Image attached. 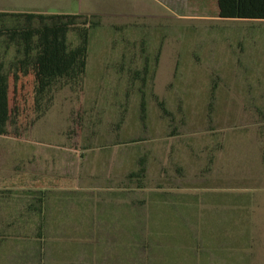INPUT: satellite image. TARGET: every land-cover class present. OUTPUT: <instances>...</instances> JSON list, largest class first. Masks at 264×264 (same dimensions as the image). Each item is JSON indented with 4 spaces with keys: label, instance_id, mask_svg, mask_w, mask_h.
Wrapping results in <instances>:
<instances>
[{
    "label": "rangeland",
    "instance_id": "rangeland-1",
    "mask_svg": "<svg viewBox=\"0 0 264 264\" xmlns=\"http://www.w3.org/2000/svg\"><path fill=\"white\" fill-rule=\"evenodd\" d=\"M34 2L39 1L0 0V12ZM214 22L195 24L188 32L180 25L169 31L161 25L99 19L100 26L90 32L83 91L57 92L49 111L31 128L18 134L9 129L18 138L0 137V192L10 191L8 196L23 203L21 193L32 183L46 180L49 185L60 178L76 192L87 186L106 191L110 181H121L144 157L151 187L160 183L157 171L165 166L174 185H199L236 197L244 212L235 221L241 239L235 254L220 258L228 264H264V22ZM209 39L229 43L221 49L182 45L183 40ZM68 42L77 43L74 33ZM217 50L224 51L221 64L208 62L212 57L205 62L203 51ZM3 52L7 60L14 54L5 50L2 39ZM224 69L232 72L215 71ZM135 72L144 85H129ZM140 97L147 107L144 123L138 114ZM157 102L164 104L167 116ZM122 114L124 122L118 125ZM179 168L183 180L174 178ZM146 226H140L143 238L151 234ZM98 247L92 250L93 264H109L114 249ZM89 256V249H82L70 259L89 264ZM48 264L61 263L51 258Z\"/></svg>",
    "mask_w": 264,
    "mask_h": 264
},
{
    "label": "trees",
    "instance_id": "trees-1",
    "mask_svg": "<svg viewBox=\"0 0 264 264\" xmlns=\"http://www.w3.org/2000/svg\"><path fill=\"white\" fill-rule=\"evenodd\" d=\"M214 3L213 10L208 8L212 17L264 21V0ZM6 20H11L9 26ZM98 26L99 18L92 16L0 12V42L14 52L10 60L5 59L7 51L0 54V137L18 138V132L31 128L49 111L57 92L83 91L90 32ZM70 33L77 37L74 46L68 42ZM137 82L144 85L145 79L135 72L129 85ZM157 105L167 116L164 104ZM138 108L144 123L142 97ZM183 172L176 169L174 178L183 180ZM157 175L160 183L151 187L141 157L121 181H110L106 191L76 192L61 178L49 185L46 180L32 183L31 190L21 193L23 203L8 196L10 191H1L0 264H48L51 258L72 264L70 257L77 258L82 249H89L88 262L93 264L95 246L114 249L109 264H228L220 257L235 254L236 240L241 239L235 221L244 212L238 210L237 198L199 185H174L165 166ZM143 222L149 238L141 236Z\"/></svg>",
    "mask_w": 264,
    "mask_h": 264
},
{
    "label": "crops",
    "instance_id": "crops-1",
    "mask_svg": "<svg viewBox=\"0 0 264 264\" xmlns=\"http://www.w3.org/2000/svg\"><path fill=\"white\" fill-rule=\"evenodd\" d=\"M39 1L34 2L30 7H13L7 9L5 13H36L43 15L52 14H65V15H83L92 16L99 19H110L111 21H117L119 23L134 21L139 22L142 25H161L168 28L169 31L174 30L173 26H181L182 29H189L193 25H200L204 23H210L213 25L215 20H231L232 19H220L212 17L208 8L213 10L215 7L214 0H32ZM247 22H264L260 20H237ZM211 27V26H210ZM185 30V31H186ZM213 30V29H212ZM193 42V43H192ZM198 42V43H197ZM204 48H224L229 43L227 40H215L209 39L206 41H191L183 40V47H198ZM193 44V45H192ZM224 53L217 50L203 51V57L205 62H213L218 65L219 57ZM200 56V53H198ZM259 56V53H257ZM188 56L193 57L192 53H188ZM218 73H229L232 71L227 70H215ZM234 72V71H233ZM258 72V69L253 71ZM75 188V189H74ZM73 191L78 190L76 187ZM82 190V189H79ZM97 189L87 186L86 189L80 192H93Z\"/></svg>",
    "mask_w": 264,
    "mask_h": 264
}]
</instances>
